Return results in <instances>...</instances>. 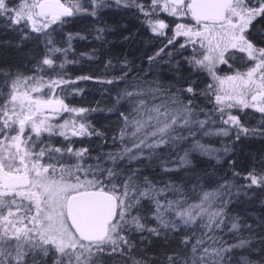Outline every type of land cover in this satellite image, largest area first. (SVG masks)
I'll use <instances>...</instances> for the list:
<instances>
[{"label": "snow or ice", "instance_id": "snow-or-ice-1", "mask_svg": "<svg viewBox=\"0 0 264 264\" xmlns=\"http://www.w3.org/2000/svg\"><path fill=\"white\" fill-rule=\"evenodd\" d=\"M112 4L134 10L153 37L167 41L148 56L149 65L166 55V63L175 61L177 82L184 79L179 73L186 63L193 73L206 72L211 83L198 92L196 81L183 88L139 75L129 81L135 68L126 57L119 61L120 74L110 79H65V65L78 62L67 59L72 41L86 37L79 32L57 37L76 18L99 19ZM162 14L174 18V27ZM0 19L19 30L22 41L37 34L45 48L32 75L0 70V264H48L49 258L51 264H106V256L124 264H152L153 257L136 253L146 252L141 246L155 240L177 243V250L158 258L160 264H233L237 250L249 252L238 264H261L250 255L257 250L264 254V212L247 223L244 216L231 214L229 205L234 197L254 199L249 195L253 188L264 191V172L253 168L242 177L248 183L237 184L241 173L232 171L231 180L209 181L215 184L209 190L197 176L189 191L185 182L141 180V167L133 165L156 161L162 173L173 174L192 169V152L220 163L219 153H234L242 138L264 137V46L253 38L256 22L264 20V0H0ZM107 30L108 25L97 27L96 39L102 40ZM188 49L191 54L183 61L176 59ZM57 54L64 57L59 65ZM237 58L249 65L245 71L217 74L219 65L232 68L230 61ZM113 67L108 60L105 68ZM89 80L116 86L110 89L116 95L107 109L117 117L111 136L115 150L95 156L94 148H76L72 138H99L104 141L100 147H107V133L87 118L104 109L65 102L68 95L83 92L74 87L68 92L69 87ZM198 97L211 108L199 107ZM247 109L261 115L255 128L233 114ZM233 132L232 146L222 150L196 139L201 134L231 137ZM57 136L63 138L59 146L53 143ZM184 145L188 147L180 154ZM173 152L172 160L164 158ZM229 168H235L234 161ZM144 202L151 204L154 226L146 222ZM260 205L264 208V200ZM244 212L248 214L246 208Z\"/></svg>", "mask_w": 264, "mask_h": 264}, {"label": "trees", "instance_id": "trees-1", "mask_svg": "<svg viewBox=\"0 0 264 264\" xmlns=\"http://www.w3.org/2000/svg\"><path fill=\"white\" fill-rule=\"evenodd\" d=\"M15 3V0H14ZM111 4V0H109ZM162 19L166 18V14H162ZM143 17L138 14H134V10H126L123 8H117L114 4L111 7L105 8L101 11L99 19L93 17H78L76 20L68 26H64L61 36L57 39L60 40L67 33H81L86 39H75L72 41L73 51L69 52L67 59L70 61H78L76 63H69L65 65L63 69L65 73V79H75L77 76L89 75L92 77H100L102 79H110L115 75L120 74V63L119 61L125 57L132 63L135 70L129 76V81L132 77L139 75L142 79L147 81H159L165 85L171 82L175 87H186L190 81H196V88L199 92L204 89L205 86L211 83V79L206 72L193 73L186 63L183 64L182 70L179 73L184 79L177 82L175 72L172 64L166 63L167 56L165 55L160 61L149 65L148 56L152 55L157 49L163 46L167 41L163 37H153L152 33L148 31L141 23ZM166 22L170 23L174 27V18L167 17ZM109 26L103 34L102 40H97V27ZM264 20H259L255 24L253 29V38L256 42L264 46ZM22 33L15 27L8 26L6 20L0 19V70L12 73H22L24 75H32L36 61L42 58L45 51L43 39L37 37V34L33 33L31 38L27 40H21ZM131 38L125 40V36ZM169 35L171 33L169 32ZM181 42H183L181 40ZM58 46L66 47V44L60 43ZM179 47V45H177ZM172 49H169L171 51ZM81 53H89L94 56L93 59L82 57ZM191 54V49L184 52L183 56H177L176 59L183 61L184 56ZM58 55L56 60L57 65L64 59L62 55ZM112 60L114 65L113 68L106 69L105 65L108 60ZM233 62V61H232ZM236 63V61H234ZM239 64V63H238ZM59 71V69H57ZM127 69H125L126 71ZM51 74V73H50ZM218 75L226 76L231 75L233 72L229 70L225 65H219ZM3 84V77H0V85ZM79 88L83 89V92L79 95H68L65 100L70 106L73 107H84V108H100L104 111H96L88 113V120H90L97 128L105 131L109 137L107 147H100L104 143L99 138H80L73 137L76 141L74 146L76 148L89 147L94 148L91 155L95 156L98 152L113 151L111 146V136L117 125L115 123L117 117L113 113L107 111L108 108L112 107L116 86H109L106 84L97 83L95 80L89 81H78L76 85L69 87L68 92L72 89ZM120 88L124 87V84L119 85ZM196 104L201 108L210 109L211 105L203 97H198ZM234 115L241 117L246 127L255 128L261 119V115L254 112L252 109H247L244 112L233 111ZM203 118V117H201ZM219 121V117H216ZM57 121V120H56ZM55 121V122H56ZM217 123L216 127H220ZM207 130V129H206ZM234 132L231 137L221 136H209L203 137L202 134L198 135L196 139L200 140L201 143L210 145L217 149H223L226 145L232 146L231 140L234 139ZM82 141V142H81ZM63 142L62 137H54L53 143L57 146ZM188 147L184 145L180 150V154H183V149ZM166 153L168 149L164 150ZM221 156L220 163H217L214 157L202 156L199 152H192L190 159L193 162L191 170H179L173 174H164L161 171V166L158 162L153 161L148 164L147 167L142 165H133V167H141L142 175L141 180L144 176L159 182V184L168 183L169 180H174L177 183L185 182L186 188L191 191L194 184L197 183V176L203 177L199 183L203 185L204 190H209L211 187H215L214 183L209 181H215L219 177L226 176L229 180L232 179V171H238L241 173V177H237L235 183L245 184L248 181L242 179L243 175L255 168L258 172H264V137H247L242 138L241 141L234 145V153H228L225 155L223 151L219 153ZM175 153H170L164 156L165 159L172 160ZM235 162V168H229V162ZM67 162V161H66ZM74 162V161H73ZM93 161H88L92 163ZM146 164L148 162H145ZM173 167L171 163L168 165ZM207 174V175H206ZM183 178V181L181 180ZM223 183V180H220ZM158 184V186H159ZM195 195V194H193ZM250 196H254L251 201L248 198L241 196L240 198H233V203L229 205L231 214L242 215L245 217L247 223L254 222V216L264 212V208H261L260 201L264 200V191L253 188L249 193ZM169 199L174 198L172 195H168ZM191 202V201H190ZM248 210V214L245 215L244 209ZM145 215L148 217V226H154L155 221L152 219L150 214L151 204L150 202H144ZM145 235H147L145 233ZM139 240V236L136 237ZM255 246V245H254ZM146 252H137L136 255L153 257L152 264H160L159 257L164 254L171 253L177 250V243L175 240L165 244L163 240H155L154 243L148 244L145 241ZM258 249V246H256ZM241 255H249L248 251L237 250V255L233 259V264H238L239 257ZM250 258L254 261L261 262L264 264V254L259 250L252 252ZM106 264H124L119 257H104ZM48 264H51V258H49Z\"/></svg>", "mask_w": 264, "mask_h": 264}, {"label": "rangeland", "instance_id": "rangeland-1", "mask_svg": "<svg viewBox=\"0 0 264 264\" xmlns=\"http://www.w3.org/2000/svg\"><path fill=\"white\" fill-rule=\"evenodd\" d=\"M236 63L233 61H230V63L233 65L232 68H229L228 65H225V67H227L229 70H231L233 73L236 71V70H240V71H245L246 68L249 66L247 64H244L241 62V60L239 58H237L236 60ZM239 63V64H238ZM232 75V74H231ZM62 116H64V119H70V117L66 114H61ZM57 123H63V120L57 118Z\"/></svg>", "mask_w": 264, "mask_h": 264}]
</instances>
